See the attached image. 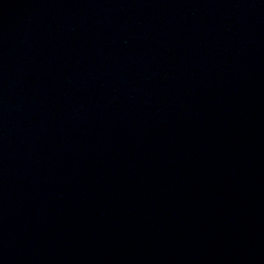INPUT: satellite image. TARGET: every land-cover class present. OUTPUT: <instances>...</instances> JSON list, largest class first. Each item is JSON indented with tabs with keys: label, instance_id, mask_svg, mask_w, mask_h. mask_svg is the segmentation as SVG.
<instances>
[{
	"label": "water",
	"instance_id": "obj_1",
	"mask_svg": "<svg viewBox=\"0 0 264 264\" xmlns=\"http://www.w3.org/2000/svg\"><path fill=\"white\" fill-rule=\"evenodd\" d=\"M0 264H264V0H0Z\"/></svg>",
	"mask_w": 264,
	"mask_h": 264
}]
</instances>
